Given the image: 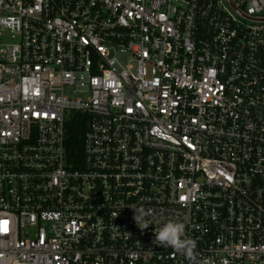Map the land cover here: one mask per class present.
Listing matches in <instances>:
<instances>
[{
	"label": "built area",
	"instance_id": "2783aa9c",
	"mask_svg": "<svg viewBox=\"0 0 264 264\" xmlns=\"http://www.w3.org/2000/svg\"><path fill=\"white\" fill-rule=\"evenodd\" d=\"M170 220L264 264V0H0V264H188Z\"/></svg>",
	"mask_w": 264,
	"mask_h": 264
},
{
	"label": "clouds",
	"instance_id": "9594fccd",
	"mask_svg": "<svg viewBox=\"0 0 264 264\" xmlns=\"http://www.w3.org/2000/svg\"><path fill=\"white\" fill-rule=\"evenodd\" d=\"M132 209L138 227L147 229L151 225V221L146 218L147 214L142 209ZM185 228L184 223L170 220L154 231V243L160 247L173 249L182 255L188 264H201L196 251L197 244L193 239L187 238Z\"/></svg>",
	"mask_w": 264,
	"mask_h": 264
},
{
	"label": "trees",
	"instance_id": "16d2710c",
	"mask_svg": "<svg viewBox=\"0 0 264 264\" xmlns=\"http://www.w3.org/2000/svg\"><path fill=\"white\" fill-rule=\"evenodd\" d=\"M87 128V118L80 114L72 117L66 124L67 156L74 165H80L83 161V143Z\"/></svg>",
	"mask_w": 264,
	"mask_h": 264
},
{
	"label": "rangeland",
	"instance_id": "374dc122",
	"mask_svg": "<svg viewBox=\"0 0 264 264\" xmlns=\"http://www.w3.org/2000/svg\"><path fill=\"white\" fill-rule=\"evenodd\" d=\"M80 95L78 94L77 97H79Z\"/></svg>",
	"mask_w": 264,
	"mask_h": 264
}]
</instances>
